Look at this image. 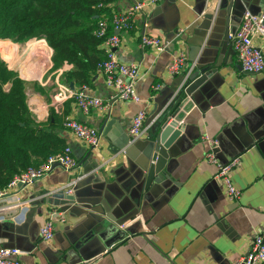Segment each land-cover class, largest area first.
Segmentation results:
<instances>
[{"label":"crops","instance_id":"0c3cea01","mask_svg":"<svg viewBox=\"0 0 264 264\" xmlns=\"http://www.w3.org/2000/svg\"><path fill=\"white\" fill-rule=\"evenodd\" d=\"M138 1L142 0H111L96 17L110 19ZM220 1L163 0L137 15L127 31H115L110 24V34L118 33L121 40L115 51L118 59L139 67L136 88L141 102L119 100L116 89L106 83L104 73L97 68L84 85L89 88L88 95L100 98L107 108H91L88 113L80 109L74 97L55 109L60 84L71 86L73 82L66 80L73 65L55 68L51 58L54 51L46 39L27 47L10 40L0 42L8 67L27 81V103L34 119L47 123L53 114V124L57 121L53 140L71 147L77 161L71 170L55 166L33 184L0 189L8 188L0 197V246L23 251L19 256L23 264H236L250 251L256 235L264 231V72L243 70L233 53L232 39L229 46L233 54L206 83L205 100L181 122L182 133L164 170L167 177L144 189L135 158L126 154L133 141L149 138L157 119L153 111L167 109L187 71L202 59V50L188 39L194 35L195 25L204 15L213 13ZM144 35L165 39L170 48L158 52L145 47L141 43ZM44 41L51 50L44 54L51 52V56L44 55L41 61L36 54L46 50ZM255 44L264 53L263 39L256 38ZM12 49L31 54L19 64L9 57ZM100 49L104 55L103 42ZM180 52L185 54V66L179 75H171L168 67ZM48 60L51 66L46 68ZM35 63L37 74L28 73ZM74 85L77 90L83 86ZM140 110L147 112V119L143 134L136 138L129 129ZM107 113L116 122L107 135L101 133L92 160L88 156L91 147L63 123L73 118L96 127L98 119ZM211 141H217V145L212 146ZM211 151L216 162L208 159ZM235 157H240L232 176L241 191L237 201L228 198L224 183L216 178L217 163ZM104 169L108 173H102ZM88 175L100 180L92 187L103 186L101 191L89 189L88 197H95L99 204H78L68 211L43 205L45 196L70 188ZM103 201H107L109 213ZM53 210L62 213L65 220L57 215L54 238L45 242L40 229ZM108 214L112 219L106 217ZM99 216L105 217L107 230L94 231L96 235L86 240L99 224Z\"/></svg>","mask_w":264,"mask_h":264},{"label":"trees","instance_id":"16d2710c","mask_svg":"<svg viewBox=\"0 0 264 264\" xmlns=\"http://www.w3.org/2000/svg\"><path fill=\"white\" fill-rule=\"evenodd\" d=\"M110 1L0 0V42L44 38L54 51L55 68L73 65L66 80L87 84L106 56L100 49L103 39L95 35L100 21L96 16ZM1 54L0 189L17 174L39 166L66 147L53 140V126L57 123L53 124V114L47 123L36 122L27 103V81L8 67Z\"/></svg>","mask_w":264,"mask_h":264},{"label":"built area","instance_id":"2783aa9c","mask_svg":"<svg viewBox=\"0 0 264 264\" xmlns=\"http://www.w3.org/2000/svg\"><path fill=\"white\" fill-rule=\"evenodd\" d=\"M163 0H142L138 1L128 9L122 12L114 13L112 18L100 19L95 35L103 39L105 44V58L100 61L97 68L102 71L106 77V83L116 89L117 97L121 101L141 102V97L137 92L136 83L138 81L139 67L136 63H125L118 59L116 49L121 40L118 33L109 34L110 24L115 31H127L133 27V21L137 15L144 14L149 8L155 7ZM262 38L264 41V13L253 14L247 11L242 18L240 27L231 35L233 47L238 60L246 72L262 73L264 72V53L260 47L255 44L256 38ZM141 43L145 47H153L158 52H164L170 48V42L165 39L144 35ZM49 51L50 47L48 48ZM51 56V52L49 58ZM186 58L183 52L175 54L168 67L171 75H179L184 66ZM159 86L156 87L158 89ZM89 88L83 85L81 89L72 88L69 84H60L55 94V109L59 110L61 104L69 99L75 98L81 110L88 113L91 108L106 109L100 98H92L88 95ZM53 106V102H52ZM147 112L140 110L132 120L129 132L133 137H139L143 134ZM64 127L71 131L78 139L93 149L99 147L102 135L99 130L86 123L73 118L64 120ZM212 146L217 145V141H211ZM208 159L216 162L215 155L211 151L208 153ZM240 163V157H235L227 163H217L218 170L216 178L221 180L226 188V194L230 200L237 201L241 196V191L234 185L233 172ZM57 164L67 170L77 166L76 159L72 156V149L66 146L62 151L50 155L44 163L39 166H30L26 170L17 174L8 184V188H14L21 185L33 184L36 180L45 177ZM7 188V189H8ZM7 189L0 191V197L7 193ZM60 214L62 220H65L62 213L53 210L44 221L40 235L43 241L48 242L54 238V220ZM23 254L19 248L0 246V264H23L19 256ZM264 263V231L256 235L250 251L245 254L236 264H263Z\"/></svg>","mask_w":264,"mask_h":264},{"label":"water","instance_id":"95a60500","mask_svg":"<svg viewBox=\"0 0 264 264\" xmlns=\"http://www.w3.org/2000/svg\"><path fill=\"white\" fill-rule=\"evenodd\" d=\"M247 11L257 15L264 13V0H221L213 13L204 15L203 20L195 25L194 35L189 37L188 42L202 50V59L187 71L180 89L174 91V98L167 109L162 112L161 109L153 111L157 119L149 138L146 140L138 138L129 144L126 150V154L136 160L137 169L143 176L141 183L144 189H147L152 182H159L167 177L164 170L172 157L173 146L182 133L181 122L184 121L187 113L195 106H200L205 100L206 83L218 74L226 58L235 53L234 49L231 53L229 46L231 35L237 31V25L241 23ZM71 87L75 88L74 82L71 83ZM115 122V119H110V113H107L98 119L96 127L100 133L107 135V130ZM94 155L91 148L88 156L93 160ZM105 172L108 173V170L102 171ZM99 181L92 175L80 178L71 185L72 188H61L51 192L43 198L42 203L62 211H68L78 204H99L100 201L94 199L95 197H88L91 195L89 189L102 190V185L94 187L91 185ZM106 202L103 201L102 205L109 213L110 207ZM106 217L112 219L109 214ZM104 219V216H99V224L86 240L96 235L94 231L99 233L107 230L109 225L103 222Z\"/></svg>","mask_w":264,"mask_h":264},{"label":"rangeland","instance_id":"374dc122","mask_svg":"<svg viewBox=\"0 0 264 264\" xmlns=\"http://www.w3.org/2000/svg\"><path fill=\"white\" fill-rule=\"evenodd\" d=\"M0 40H2V39H0ZM38 41V40H41V39H32V40H29L28 42H19V44H21L23 47H27V46H29V45H27L28 43H30L31 41ZM11 41V43H13L14 45H17L16 43L17 42H15V40H10ZM46 47H47V44H46ZM48 48H49V46L46 48V50L44 51V49L43 50H41L40 51V53H37L36 54V56L39 58V59H41L45 54L44 53H46L47 52V50H48ZM4 50V46L2 45V44H0V51L2 52ZM5 51V50H4ZM36 51H38V49L36 50ZM35 51V52H36ZM8 52V51H7ZM9 53V57H10V59H13L14 58V62H19V64H20V61L21 62H23V61H25L26 59H27V56H29L31 53H29V52H20V50L18 51H16V50H11L10 52H8ZM1 54V53H0ZM49 55H45V57H48ZM1 57L6 61V59L3 57V55L1 54ZM51 58H52V56H51ZM21 59V60H20ZM31 59V58H30ZM29 59V60H30ZM20 60V61H19ZM41 61H43V58H42V60ZM28 62L26 61V64H27ZM47 63H49L48 64V66L46 67V68H48L49 66H51V63H50V61L48 60V62ZM38 63H35L34 65H33V67L31 68V67H29V71H27L28 73H30V72H34V73H36L37 74V71H38ZM44 73V72H43ZM42 77V76H41ZM40 77V78H41Z\"/></svg>","mask_w":264,"mask_h":264},{"label":"bare ground","instance_id":"6f19581e","mask_svg":"<svg viewBox=\"0 0 264 264\" xmlns=\"http://www.w3.org/2000/svg\"><path fill=\"white\" fill-rule=\"evenodd\" d=\"M40 41H42V40H40ZM37 42V41H36ZM43 43H45L46 44V41H44ZM36 50V49H35ZM46 64H48V63H46Z\"/></svg>","mask_w":264,"mask_h":264}]
</instances>
